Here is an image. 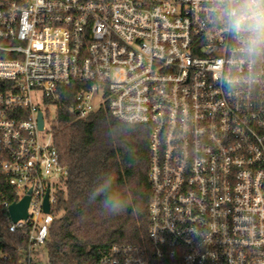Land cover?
Instances as JSON below:
<instances>
[{"label":"built area","instance_id":"built-area-1","mask_svg":"<svg viewBox=\"0 0 264 264\" xmlns=\"http://www.w3.org/2000/svg\"><path fill=\"white\" fill-rule=\"evenodd\" d=\"M242 18L240 0H0V186L8 212L30 195L3 225L27 238L16 264L47 257L64 85L75 116L150 129L147 239L96 264H264V53Z\"/></svg>","mask_w":264,"mask_h":264},{"label":"trees","instance_id":"trees-1","mask_svg":"<svg viewBox=\"0 0 264 264\" xmlns=\"http://www.w3.org/2000/svg\"><path fill=\"white\" fill-rule=\"evenodd\" d=\"M76 85H64V107L53 123L54 144L67 175L58 184L53 204L54 220L46 244L50 264H96L115 244L147 239L149 181V134L145 126L131 125L106 107L85 118L72 114ZM127 201L126 210L109 214L89 196L106 182ZM5 200H16L10 186H0V264H16L18 246L27 244L22 230L4 228L9 217ZM2 254L13 256L4 258Z\"/></svg>","mask_w":264,"mask_h":264},{"label":"clouds","instance_id":"clouds-1","mask_svg":"<svg viewBox=\"0 0 264 264\" xmlns=\"http://www.w3.org/2000/svg\"><path fill=\"white\" fill-rule=\"evenodd\" d=\"M242 19H236L232 27H247V39L250 50L255 54L264 53V0H240ZM109 181L103 187L96 188L89 196V203L99 201L100 206L109 214H120L126 210L127 201L116 195Z\"/></svg>","mask_w":264,"mask_h":264},{"label":"water","instance_id":"water-1","mask_svg":"<svg viewBox=\"0 0 264 264\" xmlns=\"http://www.w3.org/2000/svg\"><path fill=\"white\" fill-rule=\"evenodd\" d=\"M44 121H43V114L39 113V127L43 128ZM31 191V190H30ZM30 202V195L24 197L19 202H14L9 207V213L14 222L18 221L19 219H25L28 217V207ZM50 202H49V190L47 192L45 198L44 209L46 212L50 211Z\"/></svg>","mask_w":264,"mask_h":264},{"label":"rangeland","instance_id":"rangeland-1","mask_svg":"<svg viewBox=\"0 0 264 264\" xmlns=\"http://www.w3.org/2000/svg\"><path fill=\"white\" fill-rule=\"evenodd\" d=\"M48 115H49L50 120H54L56 118V110H55V108H51L50 112L48 113ZM41 264H50L48 258L44 257L42 259V263Z\"/></svg>","mask_w":264,"mask_h":264}]
</instances>
